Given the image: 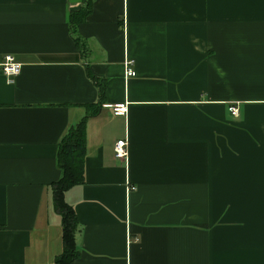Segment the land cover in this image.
I'll use <instances>...</instances> for the list:
<instances>
[{"label": "crops", "instance_id": "obj_1", "mask_svg": "<svg viewBox=\"0 0 264 264\" xmlns=\"http://www.w3.org/2000/svg\"><path fill=\"white\" fill-rule=\"evenodd\" d=\"M75 5L0 0V63H21L11 83L0 67V264L62 249L48 185L61 136L98 103L86 66L106 88L84 183L64 193L79 223L70 264H264V0H93L85 52Z\"/></svg>", "mask_w": 264, "mask_h": 264}, {"label": "trees", "instance_id": "obj_2", "mask_svg": "<svg viewBox=\"0 0 264 264\" xmlns=\"http://www.w3.org/2000/svg\"><path fill=\"white\" fill-rule=\"evenodd\" d=\"M79 6L68 11V31L76 47L86 51L84 41L78 34V25L86 20L92 11L93 0H78ZM86 76L98 87V103L86 104L85 114L72 126L68 127L61 136L56 152V163L60 169V176L48 185L51 191L53 210L60 216L61 245L59 254L54 256L52 264H70L79 256L75 244V233L79 229L74 208L64 199V193L75 185L84 183V158L86 153V124L91 116L98 112V108L105 97L106 82L103 78L93 75L86 66Z\"/></svg>", "mask_w": 264, "mask_h": 264}, {"label": "built area", "instance_id": "obj_3", "mask_svg": "<svg viewBox=\"0 0 264 264\" xmlns=\"http://www.w3.org/2000/svg\"><path fill=\"white\" fill-rule=\"evenodd\" d=\"M131 61H126L124 63V75L125 76H133L135 74L134 70L129 66ZM2 74L5 76L6 82H13L15 76L19 73L21 68V63L16 61L11 54H6L3 57L2 62L0 63ZM112 113L114 115H124L127 111V108L124 104H114L112 107ZM230 113L234 116H237V109L235 107H231L229 109ZM114 155L118 159H122L126 161L127 158V142L125 139H119L114 143L113 146ZM128 189H132L129 188Z\"/></svg>", "mask_w": 264, "mask_h": 264}, {"label": "water", "instance_id": "obj_4", "mask_svg": "<svg viewBox=\"0 0 264 264\" xmlns=\"http://www.w3.org/2000/svg\"><path fill=\"white\" fill-rule=\"evenodd\" d=\"M76 8H78V5H75V6H72V7H71L72 10H73V9H76Z\"/></svg>", "mask_w": 264, "mask_h": 264}]
</instances>
